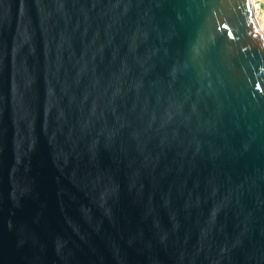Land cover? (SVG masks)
I'll use <instances>...</instances> for the list:
<instances>
[{
    "label": "water",
    "instance_id": "95a60500",
    "mask_svg": "<svg viewBox=\"0 0 264 264\" xmlns=\"http://www.w3.org/2000/svg\"><path fill=\"white\" fill-rule=\"evenodd\" d=\"M255 1L0 0V264H264Z\"/></svg>",
    "mask_w": 264,
    "mask_h": 264
},
{
    "label": "bare ground",
    "instance_id": "6f19581e",
    "mask_svg": "<svg viewBox=\"0 0 264 264\" xmlns=\"http://www.w3.org/2000/svg\"><path fill=\"white\" fill-rule=\"evenodd\" d=\"M262 1L261 0H256L255 1V5H256V16H257V19H258V21L260 22V25H261V27H262V31L264 32V22H263V20H262V16H261V14H262V3H261Z\"/></svg>",
    "mask_w": 264,
    "mask_h": 264
},
{
    "label": "rangeland",
    "instance_id": "374dc122",
    "mask_svg": "<svg viewBox=\"0 0 264 264\" xmlns=\"http://www.w3.org/2000/svg\"><path fill=\"white\" fill-rule=\"evenodd\" d=\"M261 1H262L261 2L262 3V11H261L262 12V14H261L262 17L261 18H262V20L264 22V0H261Z\"/></svg>",
    "mask_w": 264,
    "mask_h": 264
},
{
    "label": "snow or ice",
    "instance_id": "6c2138e0",
    "mask_svg": "<svg viewBox=\"0 0 264 264\" xmlns=\"http://www.w3.org/2000/svg\"><path fill=\"white\" fill-rule=\"evenodd\" d=\"M224 27L227 28V24H225ZM226 34H227V36H229L230 38H232V33H226ZM242 50H245L246 51V49H242Z\"/></svg>",
    "mask_w": 264,
    "mask_h": 264
}]
</instances>
